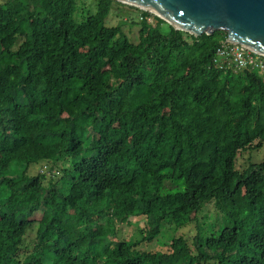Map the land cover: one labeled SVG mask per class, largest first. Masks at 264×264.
Segmentation results:
<instances>
[{"label": "trees", "instance_id": "obj_1", "mask_svg": "<svg viewBox=\"0 0 264 264\" xmlns=\"http://www.w3.org/2000/svg\"><path fill=\"white\" fill-rule=\"evenodd\" d=\"M94 1L0 3V264H264V157L235 166L264 144V75L208 67L225 31L138 10L132 42ZM210 202L209 228L140 248Z\"/></svg>", "mask_w": 264, "mask_h": 264}, {"label": "water", "instance_id": "obj_2", "mask_svg": "<svg viewBox=\"0 0 264 264\" xmlns=\"http://www.w3.org/2000/svg\"><path fill=\"white\" fill-rule=\"evenodd\" d=\"M141 10L155 9L175 30L194 36L226 32L225 42L264 55V0H115ZM144 6V7H142Z\"/></svg>", "mask_w": 264, "mask_h": 264}, {"label": "rangeland", "instance_id": "obj_3", "mask_svg": "<svg viewBox=\"0 0 264 264\" xmlns=\"http://www.w3.org/2000/svg\"><path fill=\"white\" fill-rule=\"evenodd\" d=\"M4 0H0V3ZM77 11L74 15L77 21H81L88 13H93L96 9V3L94 0H76ZM139 8L133 6L118 3L114 4L109 12V15L105 19V25L116 26L120 24V28L123 34L128 40L136 42L138 39L139 24L135 23L140 20ZM153 14V13H151ZM154 15V14H153ZM156 16V15H154ZM134 22V23H131ZM150 23H154L152 17L149 19ZM20 38H18L17 43ZM264 157V144L256 150H246L239 153L236 158L235 166L236 168L242 169L246 163L250 162H260ZM30 174H35L37 172H42L49 174V172L44 168L43 164L32 166L29 169ZM165 191H172L179 189L171 183H165ZM220 215L218 211L214 208L212 202L205 203L202 208L196 213L192 214L191 217L195 218V221L190 224H186L182 227H176L174 224L169 225L168 221L163 222L159 234L149 241H144L140 248L145 251L157 252L164 251L172 237L183 236L185 239H191L196 234L197 226L209 228L212 223L220 220ZM146 220L141 217H134L128 220L119 227V233L117 239L135 240L139 238V230H145ZM32 237V234L28 235V239Z\"/></svg>", "mask_w": 264, "mask_h": 264}, {"label": "built area", "instance_id": "obj_4", "mask_svg": "<svg viewBox=\"0 0 264 264\" xmlns=\"http://www.w3.org/2000/svg\"><path fill=\"white\" fill-rule=\"evenodd\" d=\"M149 19L147 18L148 22ZM208 67L216 71L231 69L236 74L255 71L264 75V55L245 49L235 43L223 42L216 47L209 60Z\"/></svg>", "mask_w": 264, "mask_h": 264}, {"label": "bare ground", "instance_id": "obj_5", "mask_svg": "<svg viewBox=\"0 0 264 264\" xmlns=\"http://www.w3.org/2000/svg\"><path fill=\"white\" fill-rule=\"evenodd\" d=\"M142 7H144V6H142ZM150 10H151V12H152L153 14H156V15H159V14H160V12L157 11V10H155V9H150Z\"/></svg>", "mask_w": 264, "mask_h": 264}, {"label": "clouds", "instance_id": "obj_6", "mask_svg": "<svg viewBox=\"0 0 264 264\" xmlns=\"http://www.w3.org/2000/svg\"><path fill=\"white\" fill-rule=\"evenodd\" d=\"M157 17V16H156ZM225 42V41H224ZM228 43V42H227Z\"/></svg>", "mask_w": 264, "mask_h": 264}]
</instances>
